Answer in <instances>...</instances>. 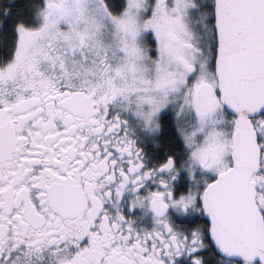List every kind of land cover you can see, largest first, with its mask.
<instances>
[{"label":"snow or ice","instance_id":"6c2138e0","mask_svg":"<svg viewBox=\"0 0 264 264\" xmlns=\"http://www.w3.org/2000/svg\"><path fill=\"white\" fill-rule=\"evenodd\" d=\"M0 264H264V0H0Z\"/></svg>","mask_w":264,"mask_h":264}]
</instances>
